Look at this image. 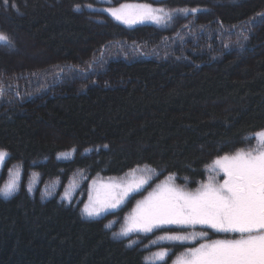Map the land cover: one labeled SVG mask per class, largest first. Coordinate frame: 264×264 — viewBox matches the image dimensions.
Segmentation results:
<instances>
[{
  "label": "trees",
  "instance_id": "obj_1",
  "mask_svg": "<svg viewBox=\"0 0 264 264\" xmlns=\"http://www.w3.org/2000/svg\"><path fill=\"white\" fill-rule=\"evenodd\" d=\"M124 3L173 18L126 28L102 11ZM0 33L10 38L0 44V186L21 172L18 192L0 198V264H149L160 249L171 264L187 248L235 238L202 227L114 233L170 174L194 190L215 159L255 149L264 0H0ZM140 169L153 170L142 191L116 212L83 217L92 181ZM166 231L207 236L159 241Z\"/></svg>",
  "mask_w": 264,
  "mask_h": 264
},
{
  "label": "snow or ice",
  "instance_id": "obj_2",
  "mask_svg": "<svg viewBox=\"0 0 264 264\" xmlns=\"http://www.w3.org/2000/svg\"><path fill=\"white\" fill-rule=\"evenodd\" d=\"M133 7L136 11H129ZM104 11L126 25L145 20L161 25L173 18L164 8H154L149 3L136 6L122 4ZM196 11L191 10L193 14ZM184 14L187 15L188 10H184ZM9 43L10 38L0 33V44ZM257 136L260 140L258 148L220 156L209 166L210 171L219 170L217 174H223L222 182L210 176L206 183L188 190L178 186L174 175L170 174L136 203L125 225L114 236L121 238L133 232L151 233L170 226L179 229L201 226L217 233L234 234L235 238L216 239L200 243L198 247L187 248L174 264H264V131L257 133ZM63 156L69 158L67 154ZM7 157V151L0 149V168ZM140 171L141 176L133 175L130 180L100 183L94 188L95 197L90 196L89 202L84 205L82 214L92 219L120 208L149 184L148 173L153 170ZM9 172L16 178L0 186V198L3 199H10L19 190V168L14 173L11 169ZM96 184L93 181V185ZM28 190H32L31 186ZM49 194L46 190L43 195ZM64 198L71 203L67 196ZM107 227H111V224ZM205 236L206 232L189 234L166 231L159 237V241L183 244ZM168 255L169 251L162 249L155 253V258L164 264Z\"/></svg>",
  "mask_w": 264,
  "mask_h": 264
},
{
  "label": "rangeland",
  "instance_id": "obj_3",
  "mask_svg": "<svg viewBox=\"0 0 264 264\" xmlns=\"http://www.w3.org/2000/svg\"><path fill=\"white\" fill-rule=\"evenodd\" d=\"M124 4H128V5H131V6H136V5H139V3H124ZM122 5V4H121ZM120 5H118V6H116V7H119ZM116 7H111V8H116ZM154 8H161V7H156V6H153ZM109 8V7H108ZM104 9H106V8H104ZM104 9H102V11L105 13V14H107L112 20H114L116 23H118V24H120V25H122V26H124V27H126V28H135V27H138V26H142V25H155V26H159V27H163V25H165V24H161V25H157V24H155V23H153V22H151V21H148V20H145V21H143V22H141V23H136V24H133V25H126V24H123V23H120V22H118V21H116L113 17H111L108 13H107V11H104ZM129 11H131V12H135L136 11V9H135V7H133V8H131ZM166 11V10H165ZM167 12V11H166ZM257 137V140H256V144H255V149L256 148H258L259 147V144H260V140H259V137L258 136H256ZM7 159V158H6ZM5 159V160H6ZM5 162V161H4ZM4 162H3V164H4ZM0 170H1V168H0ZM15 171H13V173H14ZM209 172L211 173V176H215L216 177V180L217 181H219V182H222L223 181V174L222 173H219V174H217L218 172H219V170H217L216 172H212V171H210L209 170ZM133 175L135 176V177H139V176H141L142 174H139V173H131V174H128V175H126L125 177H122V178H114V179H107V180H94V181H96L97 182V184L96 185H93V181L91 182V184H90V187H89V196H88V199H87V201H86V203L85 204H87L88 202H89V197L90 196H93V197H95V195H96V193H95V191H94V188L96 187V186H98L100 183H108V182H110L111 180H116V181H122V180H124V181H126V180H130V179H132L133 178ZM16 177L14 176V175H10V177H9V180L7 181V182H9V181H11V180H13V179H15ZM6 182V183H7ZM35 180H33V182H32V186H35ZM146 186V185H145ZM145 186H144V188H145ZM143 188V189H144ZM155 187H153L150 191H152L153 189H154ZM142 191V190H141ZM149 191V192H150ZM148 192V193H149ZM139 193V192H138ZM148 193L145 195V196H147L148 195ZM72 194H73V190L72 189H68V191L65 193V195H64V197L65 196H67L69 199H71V197H72ZM135 194H137V193H135ZM134 194V195H135ZM144 196V197H145ZM63 197V198H64ZM143 197V198H144ZM142 198V199H143ZM64 200H66V201H69L68 199H65L64 198ZM126 203V202H125ZM124 203V204H125ZM84 204V205H85ZM123 204V205H124ZM123 205H121L120 206V208L123 206ZM84 207V206H83ZM120 208H118V209H116V210H110V211H108V212H106V213H104V214H102L100 217H97V218H92V219H99V218H102L103 216H105V215H107V214H109V213H113V212H116V211H118ZM131 213H132V211H131ZM130 213V214H131ZM129 214V215H130ZM128 215V216H129ZM127 216V217H128ZM83 217H85L84 215H83ZM127 217H126V219H125V221H124V223H123V226L125 225V222H126V220H127ZM86 218V217H85ZM87 219H90V218H87ZM122 226V227H123ZM170 227H175V226H170ZM196 227H201V226H196ZM121 230V229H120ZM212 230V229H211ZM153 231H155V230H153ZM214 231V230H213ZM120 232V231H119ZM135 233H141V232H133V233H130V235L131 234H135ZM141 234H148V233H141ZM234 235V234H233ZM193 241V240H192ZM208 242H210V241H208ZM198 247V246H197ZM160 250H162V249H160ZM160 250H157V251H160ZM157 251H155V252H153L150 256H148V258H147V262L149 263V264H161V262L160 261H158L156 258H155V253L157 252ZM186 251V250H185ZM184 251V252H185ZM184 252L178 257V258H180L183 254H184ZM178 258H176L174 261H173V263H171V264H174V262L175 261H177L178 260Z\"/></svg>",
  "mask_w": 264,
  "mask_h": 264
}]
</instances>
